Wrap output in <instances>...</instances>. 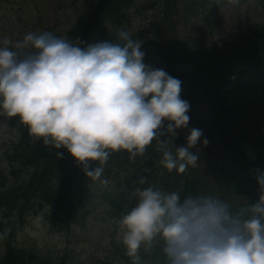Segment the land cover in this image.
<instances>
[{"label":"clouds","instance_id":"1","mask_svg":"<svg viewBox=\"0 0 264 264\" xmlns=\"http://www.w3.org/2000/svg\"><path fill=\"white\" fill-rule=\"evenodd\" d=\"M117 35L119 43L72 41L50 31H30L15 46L0 40V115L18 117L44 145L66 148L88 177L101 176L111 152L143 154L161 138L165 120L175 136L190 120L182 81L144 62L142 40L125 30ZM201 135L192 128L185 145L166 146L164 167L195 166L199 153L192 149ZM256 179L259 199L232 211L213 195L181 199L178 191L140 187V177L131 193L137 202L118 221L127 254L139 264L141 248L159 243L167 264H264V171Z\"/></svg>","mask_w":264,"mask_h":264},{"label":"rangeland","instance_id":"2","mask_svg":"<svg viewBox=\"0 0 264 264\" xmlns=\"http://www.w3.org/2000/svg\"><path fill=\"white\" fill-rule=\"evenodd\" d=\"M212 2V0H207ZM248 4V5H247ZM231 3L228 5H221L216 12L208 18L206 26L208 32L212 34V42L215 46H219L223 42L230 40L236 33L240 31L241 25L238 21L246 24L251 22L256 17V11L252 6L254 2L249 3ZM197 16L195 20H198ZM1 37V36H0ZM1 40V39H0ZM211 146V145H210ZM32 230L30 237L40 247H48L50 251L61 249V245L75 246L74 240L66 236L52 235L49 233L47 227L40 219H32L28 221L27 228ZM83 238L81 235L75 240V243Z\"/></svg>","mask_w":264,"mask_h":264},{"label":"trees","instance_id":"3","mask_svg":"<svg viewBox=\"0 0 264 264\" xmlns=\"http://www.w3.org/2000/svg\"><path fill=\"white\" fill-rule=\"evenodd\" d=\"M239 62H236L234 65H233V70L234 71H238V69H239ZM220 120V122H221V124H222V126H223V128H226L227 127V122L225 121V120H221V119H219ZM7 257H10V258H12L13 259V261H6L7 263H9V264H12L16 259L18 260V261H25V262H27V263H31V262H33V260H32V257L31 256H29V255H27V254H25L24 252H19V253H17V252H14V251H10V252H8V254H7Z\"/></svg>","mask_w":264,"mask_h":264}]
</instances>
